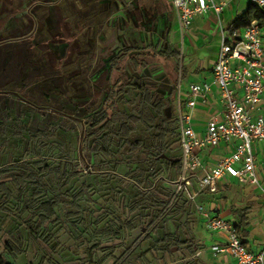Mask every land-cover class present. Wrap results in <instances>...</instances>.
Returning <instances> with one entry per match:
<instances>
[{
    "label": "trees",
    "instance_id": "16d2710c",
    "mask_svg": "<svg viewBox=\"0 0 264 264\" xmlns=\"http://www.w3.org/2000/svg\"><path fill=\"white\" fill-rule=\"evenodd\" d=\"M73 15L70 23L81 25ZM252 19L264 24V9L250 2L229 29ZM15 38L0 45V90L16 91L27 102L0 94V264H150L159 251H194L181 229L169 228L195 210L172 183L180 170L176 89L158 90L142 75L154 65L148 58L177 63V47L166 39L118 46L107 59L100 106L79 116L60 102L36 99L35 86L45 78L39 70L49 60L58 63L46 45L50 36ZM49 70L72 90L63 78L70 69L50 64ZM78 124L79 133L84 127L82 153L69 155L55 138L59 131L75 132ZM234 213L245 246L246 209Z\"/></svg>",
    "mask_w": 264,
    "mask_h": 264
},
{
    "label": "built area",
    "instance_id": "2783aa9c",
    "mask_svg": "<svg viewBox=\"0 0 264 264\" xmlns=\"http://www.w3.org/2000/svg\"><path fill=\"white\" fill-rule=\"evenodd\" d=\"M264 9V0H250ZM224 3L214 0H171L181 29L187 28L196 14L212 10L218 17ZM261 26L256 19L241 29L220 28L219 48L212 66V83L217 86L222 106L221 118L211 116L203 133L191 124V113L196 103H206L211 83H191L182 107L179 88L176 86V119L179 132L180 170L173 180L177 191H183L193 202L194 209L210 231L220 232L225 241L211 246L213 255H230L238 264H264V251L253 252L239 240L234 224L219 215L210 213L196 202V190L191 188L194 179L198 189L216 190L218 179L225 174L242 184L260 186L255 170L252 141H264V112L259 103L264 95V41ZM240 91L241 94H237ZM236 140L233 150L220 158L214 166L203 165L199 150L217 147L221 142Z\"/></svg>",
    "mask_w": 264,
    "mask_h": 264
},
{
    "label": "rangeland",
    "instance_id": "374dc122",
    "mask_svg": "<svg viewBox=\"0 0 264 264\" xmlns=\"http://www.w3.org/2000/svg\"><path fill=\"white\" fill-rule=\"evenodd\" d=\"M35 1L0 0V45L17 39L15 35L22 39L31 33L27 37L30 40L49 35L46 45L57 58V64L71 70L63 78L69 79L72 90L62 78L49 76L50 64L57 65L49 60L46 68L39 70L45 78L35 86L36 99L44 105L60 102L66 110L79 116L100 106L107 88V59L114 49L125 43L145 44L165 39L167 18L161 19V7L156 1L143 0L140 4L132 0L124 5L121 0H39L42 5H36ZM74 12L81 25L70 23ZM80 60L83 64L78 67ZM148 60L155 66L146 68L142 75L153 87L165 89L169 84L164 70L174 64L157 58ZM86 70L91 71V75L85 73ZM174 72L171 69L173 79ZM85 83L87 88H84ZM67 92L72 94V101H68ZM43 93L49 95V101L44 100ZM79 129L78 124L75 132L59 131L55 138L69 155L78 150ZM81 163L85 169L89 168L83 159Z\"/></svg>",
    "mask_w": 264,
    "mask_h": 264
},
{
    "label": "crops",
    "instance_id": "0c3cea01",
    "mask_svg": "<svg viewBox=\"0 0 264 264\" xmlns=\"http://www.w3.org/2000/svg\"><path fill=\"white\" fill-rule=\"evenodd\" d=\"M127 3L132 0H125ZM140 4L144 1L139 0ZM161 7L162 20L167 18L165 39L175 45L180 52L179 61L173 66H167L164 76L168 78V84L179 88L182 107L189 84L210 82L211 91L206 95V103L198 102L191 110V124L193 128L203 133L205 123L211 116H222V106L217 94V86L212 83V66L219 48L220 28L228 30L233 20L242 14L250 4V0H214L216 3H224L218 17L212 10L196 14L191 19L187 28L181 29L177 21L176 13L171 5V0H151ZM261 39L264 41V24L261 26ZM174 69L175 76L171 73ZM237 94H241L237 91ZM176 100L174 104L176 107ZM259 111L264 112V95L259 103ZM236 140L221 142L217 147H208L198 151L203 165L207 168L225 155H228L234 147ZM255 157V170L259 177L260 186L242 184L235 177L225 174L218 179L216 190H199L194 179L191 180V188L196 190V202L211 214L219 215L238 223V217L234 210L246 209L247 233L242 237L245 246L253 252L264 251V141L254 140L251 143ZM180 226V227H179ZM172 230L181 229L182 239H191V249H172L171 253L156 252L152 254L150 264H238L230 255H213L210 248L216 243L225 241V236L216 231L208 230L201 217L195 210L188 215L187 220L169 223ZM139 233H135L137 236ZM132 239H127L130 242ZM146 248V243L141 244ZM121 252V251H120ZM119 252V253H120ZM118 253V254H119ZM124 256V255H123ZM136 261L121 260L119 264H137Z\"/></svg>",
    "mask_w": 264,
    "mask_h": 264
},
{
    "label": "water",
    "instance_id": "95a60500",
    "mask_svg": "<svg viewBox=\"0 0 264 264\" xmlns=\"http://www.w3.org/2000/svg\"><path fill=\"white\" fill-rule=\"evenodd\" d=\"M28 36V35H27ZM27 36H24L22 38H26ZM0 94H5V95H8V96H14L16 97V99L18 100H21V101H24V102H27L26 99H24L22 96H20L18 94V92L16 91H13V90H0ZM39 109H42V110H48V111H51V112H55L57 114H60L62 116H65V117H69V118H72V119H77L75 116H72L70 114H67V113H64L62 111H59V110H56L54 108H51V107H48V106H37ZM80 120V119H79ZM81 121V120H80ZM83 134H84V127L83 125L81 126V130H80V133H79V145H78V151H79V154L81 153V150H82V139H83Z\"/></svg>",
    "mask_w": 264,
    "mask_h": 264
},
{
    "label": "flooded vegetation",
    "instance_id": "af4514ba",
    "mask_svg": "<svg viewBox=\"0 0 264 264\" xmlns=\"http://www.w3.org/2000/svg\"><path fill=\"white\" fill-rule=\"evenodd\" d=\"M55 2H56V1H55ZM45 3H46V2H45ZM35 4H36V5H42V4H41V1H39V0L35 1ZM34 18H35V16H34ZM35 20H36V18H35ZM29 35H31V33H30ZM29 35H28V36L26 35V36L29 37ZM27 37H26V38H27ZM168 87H169V86H167L166 88H168ZM162 90H163V89H162Z\"/></svg>",
    "mask_w": 264,
    "mask_h": 264
}]
</instances>
